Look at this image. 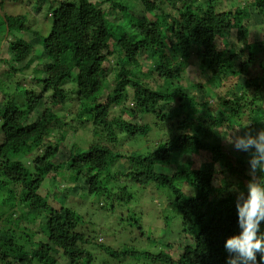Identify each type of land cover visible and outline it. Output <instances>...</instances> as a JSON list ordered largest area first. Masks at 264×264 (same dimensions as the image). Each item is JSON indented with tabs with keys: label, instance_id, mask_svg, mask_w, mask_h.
<instances>
[{
	"label": "trees",
	"instance_id": "1",
	"mask_svg": "<svg viewBox=\"0 0 264 264\" xmlns=\"http://www.w3.org/2000/svg\"><path fill=\"white\" fill-rule=\"evenodd\" d=\"M138 1L140 14L121 0H61L51 5L48 35L32 32L33 39H42L39 70L28 62L32 45L24 37L26 19L0 10V62L8 69L0 74V94L7 95L0 101V264H61L60 259L67 264H126L140 255L133 248L119 252L98 242L95 234L85 233L86 222L77 211L51 195H40L47 177H53L50 187L58 186L53 175L59 172L68 176L63 190L83 179L85 195L106 196L111 204L96 208L107 214L132 208L133 186H151L162 193V201L179 216V235L186 245L177 259L148 254L146 264H227L224 243L239 234L236 200L246 194L238 187L254 178L249 154L245 159L229 151L219 138L240 124H246L247 131L264 128V58L258 59L264 40L249 39V10L264 21V0H236L235 6L228 0ZM162 4L173 13L163 12ZM120 12L127 16L120 23L107 20ZM79 47L85 58L76 52ZM70 48L73 55L68 54ZM195 61L199 75H208L206 84H216L212 89L241 79L240 95L230 89L215 103L198 77L181 86L183 69ZM114 68L115 78L107 82ZM31 75L35 85L28 88L23 83ZM22 92L25 102L18 106L13 99ZM72 104L71 121L79 128L62 117ZM126 111L146 122L124 120ZM59 124L74 133L89 125L94 132L100 129L107 144L65 156L61 140L46 144ZM166 131L146 154L114 151L125 139ZM117 161L125 168L115 171L120 177L111 195L109 179L102 173ZM256 179L264 184V175ZM162 217L160 212L157 218ZM122 219L134 227L141 223L132 211ZM36 222L40 227L33 231L29 224ZM122 235L123 243L133 241ZM36 236L42 239L36 241Z\"/></svg>",
	"mask_w": 264,
	"mask_h": 264
},
{
	"label": "rangeland",
	"instance_id": "2",
	"mask_svg": "<svg viewBox=\"0 0 264 264\" xmlns=\"http://www.w3.org/2000/svg\"><path fill=\"white\" fill-rule=\"evenodd\" d=\"M59 1L61 0H0V10L3 14H7L9 16L22 15L26 19L25 26L27 30L25 31L26 34L24 35V37L28 39L26 41L32 45V52L28 62L30 64V67H37L38 70V65L43 62L42 39H39L38 37H35L33 39L32 34L39 33L38 35H40L41 37H45L46 35H48L50 31L51 21L47 19L46 16L51 5L57 4ZM121 1L128 5L130 8H133L132 11L135 14H140L143 12L138 0ZM228 1H231L230 6L236 5V0ZM161 7L163 12H172V10L166 4H162ZM133 12L130 11L129 13L133 15ZM249 12V18L252 27L249 39L251 42H261L262 40H264V21H262L263 19L257 16L258 14L256 10L250 9ZM156 14L159 13L156 12ZM146 16L149 19H153L152 15L146 14ZM122 18L126 19L127 16L122 15V12H120L116 16L107 17V20L109 22L120 23L122 21ZM0 29H2V27H0ZM30 38L32 40H30ZM230 42H232V40ZM0 47H2L1 42ZM77 51H79L82 57L85 58L84 50L82 47L77 48L76 52ZM259 53L260 54L258 55V59L264 58V47H261V51ZM68 54L73 55V48H70ZM197 63L198 61H195L194 64L188 65L183 69L181 73V80L179 83L181 86L188 85L190 82L189 80L198 77L199 82L205 87L206 92L210 96H215V99H212L215 100V103H217V96H224V94L227 93V91L230 89L234 90L237 95H240L244 84L241 79L233 78L221 83L220 86H216L214 89H212V87L216 84L209 85V82L206 84L208 75H199L201 73L198 69ZM6 70H8L7 65L0 62V74ZM116 72L117 69L114 68L112 72L107 75V82H112V80H114V75L116 74ZM16 77L17 75L12 73L11 81H15L14 79H16ZM32 78L33 75L28 76L23 85L28 88L33 87L35 84L33 83ZM143 79L145 80L146 84L154 86L151 79ZM213 90H216L217 92ZM19 95L20 97H14L13 102L18 106H21L25 102L26 97L24 92L20 93ZM5 99L7 100V95L5 93L0 94V101H5ZM68 109L71 114L68 112H64L62 117L64 119V122L69 124L70 122L72 123L71 120L75 118L74 104H72V106H69ZM120 113L121 112L119 110L115 111L116 116L120 115ZM122 118L138 125L146 122V119L145 121H142L136 115L130 117L128 111H126L125 114H122ZM72 126L79 128L74 123H72ZM56 127L58 128L56 133L50 135L47 138L46 144H51L54 146L56 145V139L61 140V145L63 146L65 156L68 155L69 151L72 154L75 150L87 149V147L92 144H107L106 135L102 131H100V129L94 132L93 127L90 125L88 127H85V129H78L76 133H74L73 130L68 127L62 128L60 124ZM246 131L247 125L242 124L241 126L240 124V127H234L229 135L225 134V132L221 133L219 142L224 143V146L226 147L228 146L229 151L231 149H234L233 152L236 154L235 151L237 150L234 148L231 141L235 137L243 135ZM167 134L168 131L161 133L154 132L150 136L148 135L146 137H141L138 140L135 139L130 141L131 139H125L123 141L126 142H119L114 151L120 150L127 153L138 152L141 154H146L148 150H153L155 148L161 137H163L164 135L167 136ZM61 145L59 146V150H62ZM238 152L242 156H244L245 159H247L248 153L242 151ZM60 159L64 160V158L61 157ZM194 159V162L197 164L198 158L195 157ZM117 162H115L111 167L108 166L107 168H105V171L102 173L103 176H106L109 179L106 187L108 188V191L111 193V195L117 192L116 183L113 182L117 180L118 177H120L114 174L115 171L117 169L124 170L125 168V164L123 161ZM53 176H55L54 178L58 186L50 187L49 179L53 177L49 176L45 179L39 191L40 195L43 197L51 195V198H54V200L58 201L60 204L67 207H72L75 211H77L86 222L84 227L86 229L85 233L88 235L95 234L97 236L98 242L105 243V245H108L112 249L119 250V252H121L122 249L124 250L127 248H133L136 251L140 252V255L142 254L137 258L129 260L128 262H126V264H146V261L148 260L146 256L148 254L156 255L158 253H163V255L168 254L169 256L173 257V259H177L180 255L181 248L186 245V241L179 235V230L181 229L179 216L175 211L173 212L172 208H170L168 204H166L165 200L162 201V193L156 191L155 189L152 190L151 186L147 187L145 190L133 186L135 193L131 202L132 208H118V211L107 214L109 212H102V209H98L96 207L99 205V207H103L104 209V205L107 204L109 206V204H111L110 201L106 198V196L93 197L85 195L86 185L83 179H78L77 181L71 183V186L73 188H71L70 190H63L62 188H64V185L66 183H69L67 178L68 176H63L61 172ZM250 177L252 178L253 176L251 175ZM247 184L248 180L242 181L239 184L238 189L243 188L246 190ZM93 205L95 206V208L93 207ZM1 210L2 208H0V211ZM106 210H108V208H106L105 211ZM129 211L135 212L139 217H141V223H139L138 226L134 227L132 226V224L127 223V221L125 220V222H123L122 218L125 217ZM160 212L163 213L162 221L157 218V215L160 214ZM29 227L32 228L33 231H37V229L40 227V222H36L34 225L29 224ZM140 230L143 231V234H139ZM124 233L128 235L129 240L133 239V241H127L126 243H123L125 238L122 234ZM41 239L42 238L40 236H36L35 238L36 241ZM152 239L160 240V244H156V242H153ZM168 244L171 246L169 247ZM60 261L61 264H67V262L62 261V259H60Z\"/></svg>",
	"mask_w": 264,
	"mask_h": 264
},
{
	"label": "clouds",
	"instance_id": "3",
	"mask_svg": "<svg viewBox=\"0 0 264 264\" xmlns=\"http://www.w3.org/2000/svg\"><path fill=\"white\" fill-rule=\"evenodd\" d=\"M237 151L249 154L248 164L254 177L236 200L239 234L226 239L229 253L227 264H264V184L257 182V174L264 175V128L246 131L232 141ZM259 255V260L257 259Z\"/></svg>",
	"mask_w": 264,
	"mask_h": 264
}]
</instances>
